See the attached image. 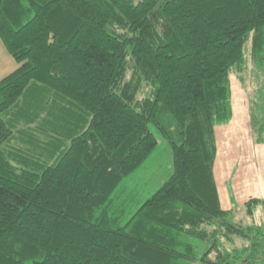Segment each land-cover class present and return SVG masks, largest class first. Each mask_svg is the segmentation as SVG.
I'll return each instance as SVG.
<instances>
[{
	"label": "trees",
	"instance_id": "trees-1",
	"mask_svg": "<svg viewBox=\"0 0 264 264\" xmlns=\"http://www.w3.org/2000/svg\"><path fill=\"white\" fill-rule=\"evenodd\" d=\"M0 39L18 63L0 80V264H263L213 161L231 73L264 143V0H0ZM155 132L171 174L127 214L116 192Z\"/></svg>",
	"mask_w": 264,
	"mask_h": 264
},
{
	"label": "crops",
	"instance_id": "crops-1",
	"mask_svg": "<svg viewBox=\"0 0 264 264\" xmlns=\"http://www.w3.org/2000/svg\"><path fill=\"white\" fill-rule=\"evenodd\" d=\"M17 66L0 39V80ZM230 93L231 119L214 128L213 177L223 210L242 207L250 199L264 201V143L251 141L248 107L231 81ZM260 207L257 205L253 213Z\"/></svg>",
	"mask_w": 264,
	"mask_h": 264
},
{
	"label": "rangeland",
	"instance_id": "rangeland-1",
	"mask_svg": "<svg viewBox=\"0 0 264 264\" xmlns=\"http://www.w3.org/2000/svg\"><path fill=\"white\" fill-rule=\"evenodd\" d=\"M136 1L137 0H134V2ZM248 65L251 68L249 61ZM229 78L231 85H233L234 88H237L238 91L243 94V101L245 102L244 104L248 107V93L246 90L250 89L251 87V82H248V80L250 81L249 76H245L244 83L246 85V89L239 82L235 73H231ZM155 136L158 142L155 150L134 173H132L121 183L116 192L119 205L121 206L122 203L127 204V214L133 213L135 209L143 201L148 199L168 179L171 174V149L167 142L157 132H155ZM251 141H253V138H251ZM259 206H262V208L260 207V210L257 211V213L255 212L251 215L246 213L244 206H237L233 222L240 223L243 226L252 225L255 228H261L262 233L264 234V206ZM124 221L125 220L122 222ZM261 242L264 245V235L261 236ZM234 244H236L237 247L249 245L246 239H241L239 237H235Z\"/></svg>",
	"mask_w": 264,
	"mask_h": 264
}]
</instances>
